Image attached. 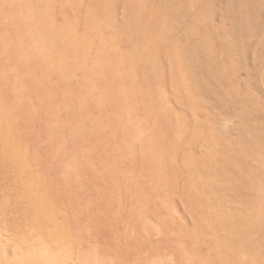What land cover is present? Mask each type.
Returning a JSON list of instances; mask_svg holds the SVG:
<instances>
[{
	"label": "rangeland",
	"instance_id": "1",
	"mask_svg": "<svg viewBox=\"0 0 264 264\" xmlns=\"http://www.w3.org/2000/svg\"><path fill=\"white\" fill-rule=\"evenodd\" d=\"M53 1L65 36L79 33L58 40V49L43 46L46 35L28 0H0V264H264V106L252 84L262 74L255 53L264 10L243 54L227 32V0L175 1L190 41L212 61V75L192 68L180 44L187 33L168 18L167 0ZM131 8L140 17L138 38L127 19ZM70 11L82 13L77 24ZM98 19L108 26L105 35L121 36L146 101L140 117L157 144L155 183L167 180L153 217L119 208L118 183L126 182V199L146 191L114 175L131 167L120 163L118 148L98 156L97 147L113 138L99 140L86 115L99 116L92 102L99 96L105 106L116 100L124 108L114 65H105L102 77L95 73L101 83L87 68L104 55L99 35L87 31ZM83 44L93 48L89 55ZM204 77L226 103L217 114L202 103ZM88 95L75 118L77 101ZM236 124L242 141L230 152L223 132ZM132 167L128 173L137 179Z\"/></svg>",
	"mask_w": 264,
	"mask_h": 264
},
{
	"label": "bare ground",
	"instance_id": "2",
	"mask_svg": "<svg viewBox=\"0 0 264 264\" xmlns=\"http://www.w3.org/2000/svg\"><path fill=\"white\" fill-rule=\"evenodd\" d=\"M28 1H29L30 10L33 12V16L38 17L37 24L42 30V33L46 35V37H43L41 39L43 46L45 44L47 47L49 46L52 47V49H58L61 46L56 44L58 40L62 43L67 38H70L72 36L74 37V39L77 38V34L79 35V33L76 32L75 30L76 28L72 31L70 36H65L62 26H60L56 22V15L54 9L56 5L55 1L44 0L43 5L41 0H28ZM175 1L176 0H167L166 2L169 7L168 18L170 17L169 19H171L174 24H177L178 27L180 26L185 34L187 33L185 35V38L182 39L181 42L179 41L182 50L188 57V60L194 70L201 69L205 74H211L212 72H214L213 68H211L212 61L201 58L200 57L202 55L201 46L193 44V42L190 41L189 36H192L191 29L189 28L188 24L186 25L185 23L186 17L182 13V8L180 4H176ZM130 7H132V5H130ZM227 10H228V16L230 17V23L227 32L230 35V38L235 42L234 44L238 52L245 54L246 51L248 50V47L252 45L254 39L256 38V35L259 32L262 23L264 0H227ZM92 11L93 9L91 10V12ZM70 13L71 14H68L67 18L70 21H72L73 24L75 23L77 24L81 19L82 13L80 11L77 12L70 11ZM127 16L133 35L138 38V36H140V27H141L140 17L133 12L132 8L129 10ZM95 24L96 25L89 28L87 31H89L91 35L93 34L95 36L99 35L98 37L101 38L100 41L102 42L101 44L102 50L105 56L103 54H101L102 56L99 55L98 53L99 51L96 52V54L99 55L98 56L99 59L96 58L95 62H92L90 66H87V68L92 74L95 75L96 73L101 76V72L99 71L104 70L106 68L105 65H107V67L110 66L109 65L110 63L114 65L113 70L115 69V72L117 74L115 73L116 75L115 74L113 75H115V80L117 79L118 80L117 82L122 84L120 85L119 89L123 94L121 96H122V104L124 106L122 110V106L116 100L113 101L112 105L105 106L103 104L104 103L103 99H101L103 96L92 98L93 105L97 106L99 109V110L96 109L95 110L101 114L100 115L98 113L99 114L98 116L99 118H98V117H94L96 115L91 117L90 112L89 114L86 113V115L90 119L89 120L90 126L92 124L91 127L92 132H94L95 129L97 130L95 132L98 133L97 137L100 138L99 140H101L103 137L107 135L112 136L113 138L112 139L113 144H109L107 146H103V145L98 146L97 154L99 157L101 155H104L106 158H108L109 154L112 156V152L114 149L116 148L119 149L118 157L120 159V163L123 161L128 162L131 167H127L126 165L124 167L126 171H124L123 169H117L115 170L114 175H117L118 178L125 177V179L126 180L128 179V181L130 179L137 180L136 186L133 187L137 190H140L141 192L143 190L146 191V193L143 192L139 193L138 197H135L133 194H130L129 195L130 198L128 197V199H126L121 191V187L125 185L126 182L118 183L120 187H118L117 191L119 197L122 199L119 208L121 210L123 209L131 210L132 213L130 214L134 216H138L140 213H144V216H152V214H154L158 210V208H161L157 201L159 200V196H160L159 194H162V187L166 186L167 180L159 182L160 185L155 183L157 181H155L156 178L153 170L155 169L158 163V160L156 159L155 156V149L157 147V144L154 143L153 141L154 138L153 133L148 131L146 132L144 127V119L140 117L141 115L140 111L146 109L147 106L146 101L143 98L142 92L139 91L140 88L138 87V85H136V78H135L136 70L133 68V66H131L132 63L130 62L129 57L122 49L121 36L120 35L118 36L117 32L114 35H110V34L105 35L104 34L105 29L108 26H105L104 22H101V19H98ZM87 31L83 30L81 34L84 35L87 33ZM96 39L99 40V38ZM93 41L94 40H92V42ZM92 42L90 41L91 45ZM85 43L86 42H84V44ZM84 44L82 45V48L84 49V51L87 50V54L89 55L88 52L89 46L86 45L88 46L86 47ZM91 48L89 51L93 50V48L92 49ZM114 51L117 52L116 57H111ZM84 53L86 54V52ZM144 53L145 56L149 58L151 56L150 48L148 47L145 48ZM255 57H256L255 61L257 62V64L261 66L262 74L259 79L253 80L252 83L254 86L253 95L259 100L262 106H264V37L257 44ZM87 59L85 61L86 64L88 65ZM93 59L95 58L93 57ZM105 73H107V70ZM103 74L104 73L102 72V75ZM99 75H95V76H97L96 77L97 82L101 83L103 82V79L99 80L102 77V76L100 77ZM212 75H214V73H212ZM216 77H218V74H215V78ZM111 78H113V76ZM84 79L89 80L88 77H85ZM73 83H74L73 88L74 91L76 92L80 82L78 80H74ZM89 83L90 82L88 81V84ZM199 90H200L202 103H205L208 109L213 114H217L218 108L220 107L219 105L226 104V103H221L219 101L220 100L219 93L217 89L213 90L210 87L207 77H204V79L201 80ZM127 92H129V94ZM90 97L92 96L88 95L87 97H85L83 104L80 99L77 101L76 106L73 109V116L75 118L81 115L82 113H84V110L82 109L86 108L87 102ZM245 128L246 126L244 127V129ZM115 129H117L118 134L116 133ZM250 132L252 133V138L255 137L256 129L252 127V130H250ZM223 133H224L223 138L225 144L224 147L228 151L233 152L234 148H236L237 145L241 144L240 141H242V136L239 126L237 124L232 125L226 128V130H224ZM118 136H124L126 142H120L121 139ZM121 145L122 146L125 145L126 152L120 151ZM155 159L156 161H152ZM132 166H134L135 168L137 179H135L134 176L128 173L130 170H132L133 168ZM101 168L104 169V166L101 165ZM243 185L245 186V184ZM243 185H240V189L242 190L244 188ZM124 199L126 201L125 203L122 202ZM137 200H138V204L136 205L135 203ZM32 205L34 207V202L32 203ZM215 249L217 252H219L216 247Z\"/></svg>",
	"mask_w": 264,
	"mask_h": 264
}]
</instances>
